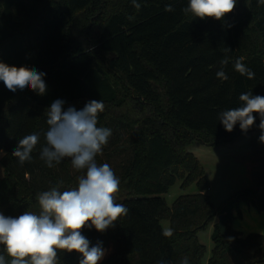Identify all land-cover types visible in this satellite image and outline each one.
<instances>
[{
	"label": "trees",
	"instance_id": "trees-1",
	"mask_svg": "<svg viewBox=\"0 0 264 264\" xmlns=\"http://www.w3.org/2000/svg\"><path fill=\"white\" fill-rule=\"evenodd\" d=\"M0 0V61L46 73L48 91L15 93L0 81V211L19 216L39 213L37 195L60 184L78 187L65 158L52 168L40 159L48 130L47 110L56 99L83 109L102 100L98 127L111 129L98 164L108 163L119 177L116 202L129 212L101 233L84 228L91 245H110L100 264H203L198 234L216 215L226 220L227 237L214 224L206 264H264V235L242 237L229 226L239 203L264 211V166L254 169L251 187L236 191L219 207L204 192L198 160L185 151L193 140L205 145L227 142L241 133L225 130L219 114L241 102L245 92L264 96V3L236 0L223 20L200 19L183 9L189 0ZM173 11H165L166 5ZM254 78L234 68L236 59ZM227 80L217 78L221 61ZM259 129V114H253ZM37 134L32 160L21 165L12 152L18 140ZM176 179L195 183L196 192L178 196L168 207L162 197ZM173 234L163 235L161 220ZM0 254L5 255L0 245ZM80 254L58 251V264H79Z\"/></svg>",
	"mask_w": 264,
	"mask_h": 264
},
{
	"label": "clouds",
	"instance_id": "clouds-1",
	"mask_svg": "<svg viewBox=\"0 0 264 264\" xmlns=\"http://www.w3.org/2000/svg\"><path fill=\"white\" fill-rule=\"evenodd\" d=\"M264 3V0H260ZM133 6L141 7L136 0ZM236 0H189L183 9L200 19L213 18L223 20L233 12ZM165 11H173L166 5ZM235 61L234 68L249 79L254 72L243 62ZM227 59L221 61V69L216 76L221 80L228 77L223 70ZM46 73L27 66L8 65L0 61V81L15 93L18 89H30L39 96H44L48 86L44 80ZM241 105L219 114V121L228 132L239 124L242 132H247L255 123L254 113L259 114V141L264 143V96L245 92L239 96ZM65 101L56 99L47 110L48 130L45 133L46 144L40 150V159L47 167L52 168L65 158L71 160L73 169L83 172L77 177L78 187L60 191V184L47 191L38 193L40 211H24L13 217L0 211V245L10 260L0 254V264H58V251L80 254L79 264H98L105 256V250L98 242L91 245L90 240L82 234L84 228H95L105 232L115 227L118 217L127 215L129 209L116 202L120 180L108 163L98 164L96 157L102 154L108 143L111 129L98 127V115L104 111L102 100H91L83 109L73 106L64 109ZM39 143L37 134H28L18 140L12 156L23 165L32 160V153ZM171 229L163 232L166 237L172 236ZM157 264H167L158 261ZM180 264H188L183 258Z\"/></svg>",
	"mask_w": 264,
	"mask_h": 264
},
{
	"label": "rangeland",
	"instance_id": "rangeland-1",
	"mask_svg": "<svg viewBox=\"0 0 264 264\" xmlns=\"http://www.w3.org/2000/svg\"><path fill=\"white\" fill-rule=\"evenodd\" d=\"M260 135L261 131L252 129L249 132L239 134L227 142L205 145L198 140H193L186 145L185 151L191 153L203 168L207 184V189L204 192L208 195L214 210L236 191L251 187V182L247 175L249 166L251 167L253 163L257 165L262 161L261 166H264V143L259 141ZM2 176L3 166L0 163V178ZM180 184L181 181L176 179L167 192L160 196L168 207L171 206L178 196L192 194L197 191L195 183H190L184 188ZM245 205L243 202L239 203L235 211L246 213V210H244ZM160 224L163 231L169 229L166 219L161 220ZM212 232L213 230L209 225L198 234L199 242L205 247L203 264H206V260L212 250ZM103 249L105 250V258L107 250L111 251V247L107 245Z\"/></svg>",
	"mask_w": 264,
	"mask_h": 264
},
{
	"label": "crops",
	"instance_id": "crops-1",
	"mask_svg": "<svg viewBox=\"0 0 264 264\" xmlns=\"http://www.w3.org/2000/svg\"><path fill=\"white\" fill-rule=\"evenodd\" d=\"M261 163L259 162L257 165L253 163L251 167L249 166L247 175L251 183L253 179V174H252L253 170L261 167ZM258 165L260 166L258 167ZM244 210H246V213H242L241 211L240 213H238V211L235 210L232 211V219L229 222V226L231 227V229H233L236 232H239L242 237L250 233H257L264 235V211H257L250 205L247 206V204L244 206ZM217 216L218 215L214 217V219L210 224L212 230L214 224L217 223ZM109 253L110 251L107 250V255Z\"/></svg>",
	"mask_w": 264,
	"mask_h": 264
},
{
	"label": "water",
	"instance_id": "water-1",
	"mask_svg": "<svg viewBox=\"0 0 264 264\" xmlns=\"http://www.w3.org/2000/svg\"><path fill=\"white\" fill-rule=\"evenodd\" d=\"M217 229H218V233L221 237H223L224 239H226L227 237V231H226V220L224 218L223 215H218L217 216Z\"/></svg>",
	"mask_w": 264,
	"mask_h": 264
}]
</instances>
